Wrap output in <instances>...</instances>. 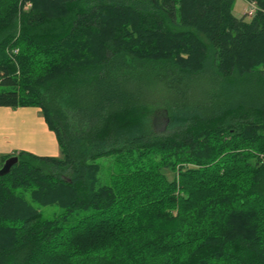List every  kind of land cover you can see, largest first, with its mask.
Returning a JSON list of instances; mask_svg holds the SVG:
<instances>
[{
	"label": "trees",
	"instance_id": "1",
	"mask_svg": "<svg viewBox=\"0 0 264 264\" xmlns=\"http://www.w3.org/2000/svg\"><path fill=\"white\" fill-rule=\"evenodd\" d=\"M245 1L251 20L236 0H0V107L40 108L61 148L0 158H19L0 264H264V0Z\"/></svg>",
	"mask_w": 264,
	"mask_h": 264
},
{
	"label": "crops",
	"instance_id": "2",
	"mask_svg": "<svg viewBox=\"0 0 264 264\" xmlns=\"http://www.w3.org/2000/svg\"><path fill=\"white\" fill-rule=\"evenodd\" d=\"M21 152L61 157L57 136L49 129L40 108L0 107V158Z\"/></svg>",
	"mask_w": 264,
	"mask_h": 264
},
{
	"label": "rangeland",
	"instance_id": "3",
	"mask_svg": "<svg viewBox=\"0 0 264 264\" xmlns=\"http://www.w3.org/2000/svg\"><path fill=\"white\" fill-rule=\"evenodd\" d=\"M249 4L245 0H236L233 13L236 17L242 18L245 15L247 16V20H251V18L254 16L253 13H251L252 9L249 8ZM4 87H0V91L4 90ZM112 160H115L113 158H101L97 162L100 163L103 166V174L101 176V182L102 183H108L109 175L114 173L115 171V163H111ZM113 164V165H112ZM117 169V168H116ZM163 173L166 175V177L169 180H172L174 178V174L170 170H164ZM27 199L31 202V198L29 195H27ZM35 207L42 213L43 217L46 219H54L55 217H58L63 213L62 208H60L57 205L54 206H45L41 207L39 205H35ZM93 211H81L73 215L71 218L70 224H75L79 219H82L88 215H90Z\"/></svg>",
	"mask_w": 264,
	"mask_h": 264
},
{
	"label": "water",
	"instance_id": "4",
	"mask_svg": "<svg viewBox=\"0 0 264 264\" xmlns=\"http://www.w3.org/2000/svg\"><path fill=\"white\" fill-rule=\"evenodd\" d=\"M19 162V158L17 156L9 158L0 169V177L8 175L12 168L17 165Z\"/></svg>",
	"mask_w": 264,
	"mask_h": 264
},
{
	"label": "built area",
	"instance_id": "5",
	"mask_svg": "<svg viewBox=\"0 0 264 264\" xmlns=\"http://www.w3.org/2000/svg\"><path fill=\"white\" fill-rule=\"evenodd\" d=\"M31 7L30 4L27 5V8ZM256 4L255 3H251L249 4V8L252 9L251 13H255L257 8H256ZM19 51L18 50H14L12 53H9L10 56L13 58L15 55H18ZM14 60H16L15 58H13Z\"/></svg>",
	"mask_w": 264,
	"mask_h": 264
}]
</instances>
